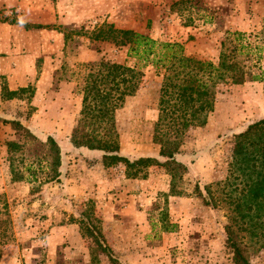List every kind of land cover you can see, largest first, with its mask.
<instances>
[{"label":"rangeland","instance_id":"rangeland-1","mask_svg":"<svg viewBox=\"0 0 264 264\" xmlns=\"http://www.w3.org/2000/svg\"><path fill=\"white\" fill-rule=\"evenodd\" d=\"M19 22L54 24L71 34L64 42L62 31L27 29ZM109 23L180 43L185 55L211 61L229 37L240 45L245 69L264 70V0H0V80L9 90L33 88L28 99L0 100V116L51 134L62 155L61 182L41 183L32 191L34 183H11L4 141L23 138L0 123V264H233L223 231L232 214L224 197L240 186L239 179H227L231 134L264 117V81L218 84L205 125L181 136L177 158L187 172L176 186L186 195L170 196V178L161 167L147 168L144 178H128L123 164L104 167L99 152L68 143L80 105L81 65L100 58L137 65L126 46L88 38L87 32ZM231 32L241 35L235 39ZM141 71V84L114 112L119 153L130 158L158 150L151 135L160 76L148 64ZM33 146L24 145L23 159L32 157ZM208 183L217 199L213 208L192 193L195 184L203 192ZM88 208V221L116 262L74 222L84 220L80 212ZM247 228L240 235L248 261L264 264V241L250 234L261 231Z\"/></svg>","mask_w":264,"mask_h":264},{"label":"trees","instance_id":"trees-1","mask_svg":"<svg viewBox=\"0 0 264 264\" xmlns=\"http://www.w3.org/2000/svg\"><path fill=\"white\" fill-rule=\"evenodd\" d=\"M19 24L27 29H57L62 31L64 42L71 34V30L54 24ZM75 31L77 34L86 33ZM87 34L89 39L106 41L117 48L126 46V55L136 59L137 65L119 64L104 58L81 65L77 82L80 105L68 134L69 145L74 149L99 152L104 167L123 164V173L128 178H144L147 168L161 167L170 178L168 195H186L182 188L176 186L187 172L186 164L177 158L181 136L189 128L205 125L215 103L218 84L264 81V70L253 73L245 69L239 59L240 45L233 44L229 37L220 41L217 59L211 61L185 55L180 43L157 41L131 29H116L110 23L101 24ZM229 35L238 39L241 33L231 32ZM147 64L153 67L155 75L160 76L151 135V141L158 145V150L155 156L130 158L119 153L113 126L114 112L127 97L135 93L143 78L141 67ZM0 79L3 77L0 76ZM32 93L31 85L9 90L0 80V100L9 101L23 95L28 99ZM20 121L15 118L6 120L0 116V123L19 131L23 138V142L4 141L9 181L34 183L30 191L41 183L59 182L62 177V155L56 139L51 134L35 132ZM26 143L34 144L29 154L32 157L27 160L23 159L22 154ZM16 158L18 164H14ZM227 167V179H239L237 184L240 186L233 187L224 197L225 203L232 205V214L226 218L223 226L225 243L233 264H250L246 256L247 244L242 241L240 230L254 226L261 232L250 230V234L259 235L264 241V220H261L264 217V117L249 122L240 131L231 134ZM212 185L205 184L203 192L197 184L192 188V193L210 208L217 204ZM91 211L88 208L80 212L84 220L81 218L74 222L79 223L84 234L92 237L99 251L116 262L100 230L88 221Z\"/></svg>","mask_w":264,"mask_h":264}]
</instances>
